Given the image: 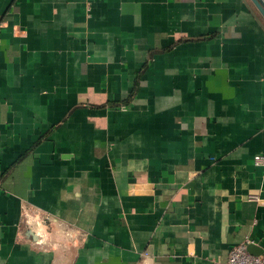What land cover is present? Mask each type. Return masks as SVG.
I'll return each instance as SVG.
<instances>
[{"label":"crops","instance_id":"1","mask_svg":"<svg viewBox=\"0 0 264 264\" xmlns=\"http://www.w3.org/2000/svg\"><path fill=\"white\" fill-rule=\"evenodd\" d=\"M260 153L252 0H0V264L263 251Z\"/></svg>","mask_w":264,"mask_h":264},{"label":"built area","instance_id":"2","mask_svg":"<svg viewBox=\"0 0 264 264\" xmlns=\"http://www.w3.org/2000/svg\"><path fill=\"white\" fill-rule=\"evenodd\" d=\"M255 164L264 167L263 153L255 156ZM26 220L27 222L42 224L44 223V220H46V217L39 219L34 213L26 212ZM250 244L251 241L247 239L246 241L235 245L229 252L227 261L223 264H264V250L258 254L253 253L249 249Z\"/></svg>","mask_w":264,"mask_h":264},{"label":"water","instance_id":"3","mask_svg":"<svg viewBox=\"0 0 264 264\" xmlns=\"http://www.w3.org/2000/svg\"><path fill=\"white\" fill-rule=\"evenodd\" d=\"M252 2L257 7V9L262 14V16L264 17V0H252ZM254 248H255L254 245H252V244L249 245V249L251 252L256 253V254L262 252V251H258L256 249H254Z\"/></svg>","mask_w":264,"mask_h":264}]
</instances>
